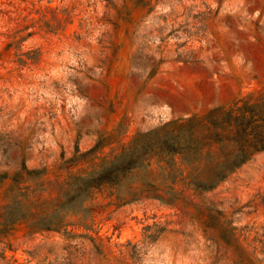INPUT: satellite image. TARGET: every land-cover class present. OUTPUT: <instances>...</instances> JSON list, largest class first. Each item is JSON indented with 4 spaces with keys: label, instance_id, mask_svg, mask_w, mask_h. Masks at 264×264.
I'll list each match as a JSON object with an SVG mask.
<instances>
[{
    "label": "rangeland",
    "instance_id": "1",
    "mask_svg": "<svg viewBox=\"0 0 264 264\" xmlns=\"http://www.w3.org/2000/svg\"><path fill=\"white\" fill-rule=\"evenodd\" d=\"M263 101L264 0H0V264H264V150L222 180L150 154L59 209L140 133L193 117L215 151L208 113Z\"/></svg>",
    "mask_w": 264,
    "mask_h": 264
},
{
    "label": "trees",
    "instance_id": "2",
    "mask_svg": "<svg viewBox=\"0 0 264 264\" xmlns=\"http://www.w3.org/2000/svg\"><path fill=\"white\" fill-rule=\"evenodd\" d=\"M207 120L214 129L215 134L208 140L217 144L215 151L205 150V138L197 134L199 124L193 117L177 126L171 122L140 133L130 147L98 169L84 176L71 177L63 191L59 209L72 203L75 206L72 210L76 212L80 201L84 200V192L88 193L102 184L118 183L126 173L139 168L150 154H180L187 163L207 161L213 165V176L222 180L253 154L264 150V101L246 102L238 108H215L208 113ZM229 129L233 130L229 134L219 133ZM196 187L208 189L213 185L199 181ZM55 214L56 210L40 216L37 224L49 223L43 228L52 229Z\"/></svg>",
    "mask_w": 264,
    "mask_h": 264
}]
</instances>
